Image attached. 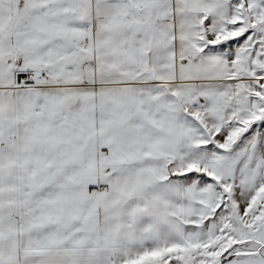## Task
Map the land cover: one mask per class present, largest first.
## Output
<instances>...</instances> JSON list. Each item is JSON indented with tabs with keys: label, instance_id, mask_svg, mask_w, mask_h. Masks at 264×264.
Wrapping results in <instances>:
<instances>
[{
	"label": "snow or ice",
	"instance_id": "obj_1",
	"mask_svg": "<svg viewBox=\"0 0 264 264\" xmlns=\"http://www.w3.org/2000/svg\"><path fill=\"white\" fill-rule=\"evenodd\" d=\"M0 264H264V0H0Z\"/></svg>",
	"mask_w": 264,
	"mask_h": 264
}]
</instances>
